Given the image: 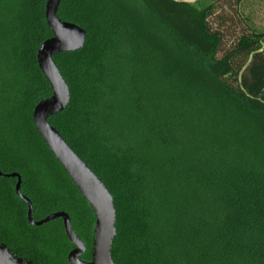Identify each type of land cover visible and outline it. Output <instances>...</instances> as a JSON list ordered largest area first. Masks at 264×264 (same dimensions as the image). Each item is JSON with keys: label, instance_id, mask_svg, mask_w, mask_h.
<instances>
[{"label": "trees", "instance_id": "trees-1", "mask_svg": "<svg viewBox=\"0 0 264 264\" xmlns=\"http://www.w3.org/2000/svg\"><path fill=\"white\" fill-rule=\"evenodd\" d=\"M245 1L61 0L86 41L54 57L70 102L49 123L113 198L115 264H264V31ZM46 2L0 0V173L20 176L35 221L65 212L91 242L31 119L51 95L36 64ZM15 184L0 176V243L67 264L61 222L29 226Z\"/></svg>", "mask_w": 264, "mask_h": 264}, {"label": "water", "instance_id": "water-1", "mask_svg": "<svg viewBox=\"0 0 264 264\" xmlns=\"http://www.w3.org/2000/svg\"><path fill=\"white\" fill-rule=\"evenodd\" d=\"M60 3L61 0H47L45 4L44 19L51 32V37L39 46L36 53V64L49 85L51 95L34 106L31 119L39 138L61 166L94 218L90 260L83 259L86 244L74 232L68 214L55 212L35 221L31 202L20 192V176L16 173H0V176L16 179L15 194L27 206L29 226L41 227L56 220L61 222L65 238L72 247L66 256L67 264H115L111 258V248L116 235V212L113 198L104 183L49 123V118L62 113L70 102L69 87L54 63V57L80 51L86 41L84 29L58 18ZM0 264L34 263L18 257L5 244L0 243Z\"/></svg>", "mask_w": 264, "mask_h": 264}, {"label": "rangeland", "instance_id": "rangeland-1", "mask_svg": "<svg viewBox=\"0 0 264 264\" xmlns=\"http://www.w3.org/2000/svg\"><path fill=\"white\" fill-rule=\"evenodd\" d=\"M240 11H241V14H243L244 16H248L250 18V21L254 24L256 28L264 31V0H246L245 3L242 5ZM93 226H94V222L92 224V230H93ZM92 230H91V233H92ZM79 231L81 232L82 236L85 237V230L83 226H81ZM81 239L86 244L87 253H89L90 255L92 241L89 242V240H86L84 238H81ZM71 249L72 247L70 246L69 250L67 251L65 255V258Z\"/></svg>", "mask_w": 264, "mask_h": 264}, {"label": "crops", "instance_id": "crops-1", "mask_svg": "<svg viewBox=\"0 0 264 264\" xmlns=\"http://www.w3.org/2000/svg\"><path fill=\"white\" fill-rule=\"evenodd\" d=\"M175 1H180V2H185V3L193 4V3H198V2L205 1V0H175Z\"/></svg>", "mask_w": 264, "mask_h": 264}, {"label": "flooded vegetation", "instance_id": "flooded-vegetation-1", "mask_svg": "<svg viewBox=\"0 0 264 264\" xmlns=\"http://www.w3.org/2000/svg\"><path fill=\"white\" fill-rule=\"evenodd\" d=\"M86 253H87V248H86V252H85V254H84V256H83V259H84V260H90V255H89V257L87 258V257H86L87 254H86ZM85 257H86V258H85Z\"/></svg>", "mask_w": 264, "mask_h": 264}]
</instances>
